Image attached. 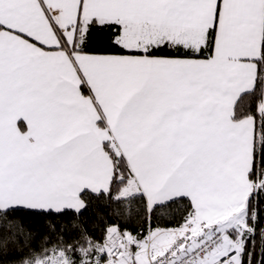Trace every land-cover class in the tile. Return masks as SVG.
<instances>
[{
	"label": "snow or ice",
	"instance_id": "1",
	"mask_svg": "<svg viewBox=\"0 0 264 264\" xmlns=\"http://www.w3.org/2000/svg\"><path fill=\"white\" fill-rule=\"evenodd\" d=\"M0 264H264V0H0Z\"/></svg>",
	"mask_w": 264,
	"mask_h": 264
},
{
	"label": "trees",
	"instance_id": "2",
	"mask_svg": "<svg viewBox=\"0 0 264 264\" xmlns=\"http://www.w3.org/2000/svg\"><path fill=\"white\" fill-rule=\"evenodd\" d=\"M154 223L161 226H167V222L161 220H155ZM53 246H55V242H53Z\"/></svg>",
	"mask_w": 264,
	"mask_h": 264
}]
</instances>
